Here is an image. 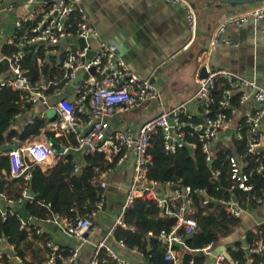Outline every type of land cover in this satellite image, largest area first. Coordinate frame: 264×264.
Segmentation results:
<instances>
[{"label": "crops", "instance_id": "1", "mask_svg": "<svg viewBox=\"0 0 264 264\" xmlns=\"http://www.w3.org/2000/svg\"><path fill=\"white\" fill-rule=\"evenodd\" d=\"M22 1L23 0H13L15 7L8 16L5 17L0 15V30L5 28V25L12 19L26 17L28 15ZM188 1L194 7L197 19L196 23H200L199 28H196L193 32H191L187 26L184 9L180 5L171 3L168 0L76 1L85 11L89 24L97 31L99 40L115 42L119 48L120 54L133 72L149 80L154 79V82H151L159 95V98L147 99L136 107L122 111L119 110L115 114L109 116L107 121L111 131L121 130L127 127L136 130L150 117L163 110H169L179 103H184L188 113L194 115L196 120L201 118L202 104L200 100L194 96L198 88V73L203 65H206L207 68L228 69L264 87V17L258 20H249L241 25H229L226 27L220 39L217 41L214 39L215 29L223 18L233 14H239L245 8L253 4L229 5L209 1L208 3L206 0ZM36 5L41 6L40 0H36ZM205 10L206 14L204 13ZM74 14L76 13L72 14V18ZM31 18L30 21L36 20L33 16ZM31 28L29 31H31ZM3 32L4 35L0 38V53L5 54L3 53V47L8 45H5L4 37L8 36L9 33L6 30H3ZM88 42L91 48H95L98 44V40L92 38L88 39ZM29 46L26 45L23 49L26 51L28 48H33L32 45ZM65 46L75 49L80 46V43L75 36H70L62 39L55 47L58 51H61ZM49 48H52V46ZM40 51L42 52L43 58L46 59V68H44L45 65L42 70L39 68L40 78L35 80L36 82L31 81L34 84V88L37 89L47 86L45 90L46 101L22 102L18 99L21 108L24 110L15 115L11 122V129L21 132L25 126L33 123V120L36 118L43 120L45 124L39 128V133L37 135L28 137L23 141L18 138H14L13 140H18V147L34 142H42L51 146L56 152L62 149H66L67 152L72 150L74 152V164L71 174H76V172H80L85 166L87 162L85 159L86 155H94L99 152L89 153L85 150L77 149L76 141L72 134L54 136L53 132L47 128V124L58 115L56 104L59 97L55 94L54 89L56 86H61L63 81L59 83L54 75L56 74L59 76L61 74L60 58L62 55L60 53L46 55L45 51L43 52L41 48ZM25 67L27 68L26 65ZM27 69L29 70V68ZM225 84H227L226 81ZM242 91H244V89H242ZM64 95H68L69 99L72 101L75 100L72 94V87H66ZM257 106L258 103L254 101H246L243 105L237 103V105H235L237 108L236 113L233 117L231 126L228 128L233 129V126L243 121V115L246 110ZM50 108L56 109L54 117H49L46 114L47 110ZM260 130L264 133V117L262 118ZM233 131L229 134H225L224 130L214 141L215 153L217 147L220 145H230L233 138ZM192 137H194L193 140L186 139L190 142H196L197 148L200 145L199 141L195 136ZM161 143L163 146L162 137ZM215 145H217L216 148ZM184 147H187L190 152H193L195 149L190 146ZM102 154L108 161H114V164L104 169L95 167V174L88 181L91 186L98 189L91 184V179L97 176L100 177L101 172L105 170H110L106 174V177H104L105 187L101 188L99 191L103 192L104 195L103 206L97 211L95 216L91 217L92 225L90 229L85 232V240L80 241L79 238L69 234L65 229V221L67 219H73L76 216L87 215V213L91 211L88 210L83 214L76 213L77 215L74 217H68L51 211V215L45 219L31 216L28 212L29 218L24 222L18 212V208L25 199H27V202L31 201L32 195L27 196L28 192L23 189L22 195L23 192H25V199L21 200V202H15L12 198H7L0 192V216L4 219L10 214L3 216V211L11 209L13 213L17 214L22 225H25V230L27 232V237L20 246L23 256H17L14 245L8 244L6 239L2 237L0 239V257L3 254L7 255L11 258L12 264H42L47 254L45 240L51 239L66 248L68 252H77V255L73 257V259L65 258L61 260L60 264H89L95 253L97 244L104 241L107 246L112 248L116 256L124 261L123 263L117 261V264H147V262L152 264L150 259L145 257L137 246L127 247L124 242L121 244L119 241L122 240L115 237V229L111 230L112 224L119 213L120 206L124 201L129 184L133 178L134 153L131 149H123L121 151V156L123 155V162L121 164H117L116 160L118 159L109 160L104 153ZM8 156L10 171L1 169L0 172L2 174H8L6 178L10 179L18 175L11 173V158L10 155ZM58 157L59 155L56 154L47 157L44 162L31 163L29 168L30 175L31 169L35 165L39 166L42 171L53 168L57 164ZM214 159L215 157L211 160L206 159L208 163L212 161L210 165L208 164L209 166H212ZM240 159L242 160V158ZM23 178L26 181L30 179ZM166 182L161 183V185L153 186L152 192L156 196L168 200L167 205L170 207L171 212L167 213L165 205L162 206L158 204L155 197L142 195L138 197L153 199L159 207L160 215L174 217L175 223L172 228L178 223L180 216H190L195 219L194 214L196 211L191 199L185 210L181 208L184 204L185 187L188 186H180L173 182H171L172 184H166ZM154 188L157 189L154 190ZM181 188H183V190ZM230 189L233 188L230 187ZM177 191L180 192L181 196L173 200L170 199L176 196ZM197 191L203 192L201 190ZM263 191L264 186L260 194H262ZM253 196L257 195L251 196L253 203H246L245 205H242L235 197L228 199H232L235 202V206L240 209V215L238 217L228 212L225 203L227 200L219 201L220 204H215L223 205L231 216L238 218L239 223L231 232L222 236L216 244H207L212 247L209 251L203 250V247L200 249L189 247L186 244V239H188L186 238L187 233L181 230L182 232L180 231L179 238L172 242L171 248L177 252L182 263L188 264V262L192 260L194 264L195 257L198 255L202 257L200 264H208L210 262L208 258L209 252L217 246H224L226 249L225 251L220 250L223 252V262L227 260L234 263L231 256H229V259L226 257V252L229 254L228 248L233 247L234 244L239 242L241 248L246 251L250 246L247 242L246 233L250 230L255 231V233L257 232V237L251 243L264 235V230H261V227L264 226V224H261L264 208L262 204L253 200ZM97 201H95L90 210L95 209ZM213 201L216 202L218 200ZM123 227L131 231L136 229L135 225L127 223H125ZM197 229L198 228L193 232L197 231ZM38 230L42 232L38 233ZM161 241L163 242L162 246H165L167 251V242L162 239ZM6 246H9L15 252V257H10L8 254L1 251V249ZM148 249H150V247H148ZM199 250H202L203 253H199ZM166 251L164 252V259L170 261L165 258ZM185 255H188V259L185 258ZM251 261L252 258H249L247 263ZM94 264H98V262Z\"/></svg>", "mask_w": 264, "mask_h": 264}, {"label": "built area", "instance_id": "2", "mask_svg": "<svg viewBox=\"0 0 264 264\" xmlns=\"http://www.w3.org/2000/svg\"><path fill=\"white\" fill-rule=\"evenodd\" d=\"M76 1L51 0L47 2L40 0L41 6L36 5V0L22 1L28 15L12 19L5 25V28L0 30V38L4 35L3 30L9 33L8 36L4 37L5 45H16L15 50L11 53H0V63L3 65L4 59L8 63L0 76V88L6 86L17 91L19 100L22 102H45L47 86L39 89L34 88V84L27 74L28 69L24 65L26 55L23 48L26 45H32L33 52L41 48L46 55L51 53L62 55L60 70L63 83L54 89L55 94L59 97L56 104L58 115L47 124V128L53 132L54 136L72 134L77 149L89 153H104L109 160L118 159L116 160L117 164L123 162V155L121 156L123 149H131L134 153L133 178L111 230L117 226L125 225L124 215L133 200L139 195L155 197L158 204L165 205L167 213L171 212L167 205L168 200L156 196L152 192L153 186L161 185V183L154 179H148L146 176L148 164L151 162L148 148L152 137L155 134H160L163 141L162 151L175 153L184 146L196 148V142H190L186 139L187 135L195 136L201 145L205 158L211 160L216 154L214 141L231 126L236 113L237 108L232 105L234 94H238V104L243 105L246 101L258 103L257 107L245 111L242 122L233 126L232 136L241 139L243 138V129H246L247 147L245 153L256 156V172H263L264 176V133L260 130L264 117V87L225 68H207V75L197 81L198 88L194 97L198 98L202 104L201 118L194 121V115L188 113L185 104L179 103L169 110H163L150 117L136 130L127 127L111 131L107 121L109 116L119 110L136 107L147 99L159 98V95L151 80L130 69L115 42L99 40L97 31L89 24L85 11ZM168 1L178 4L184 9L189 30L195 31L197 19L191 3L188 0ZM14 7L13 0H0V15L7 17ZM73 13L77 14V18L71 27L70 21ZM32 16L36 18V23L31 28L32 34L24 33L18 36L17 32L23 28V22L30 20ZM263 17L264 0L253 3L239 14L223 18L215 29L214 39L216 41L220 39L229 25H241L249 20H258ZM70 36H75L77 39L83 38L84 46L75 49L65 46L61 51H58L55 46L62 39ZM90 38L98 40L95 48L90 47L88 42ZM50 46L52 48H49ZM90 51L93 52L91 56L88 55ZM45 63L46 59L43 57L37 58V65L41 70ZM91 67L94 69L93 72L90 71ZM219 77L223 78L227 84L222 89L220 98L215 100L212 90L214 81ZM66 87H72V94L78 100L76 105L73 104L68 95H64ZM65 151L66 149H62L56 152L51 146L42 142L20 146L8 152L11 158V173L23 175L29 179L31 163L44 162L47 157L60 155ZM226 157L231 167V188L250 191L252 185L248 182V174L243 172L238 158L233 155ZM109 171L108 169L101 172L100 177H93L91 184L99 189L104 188L106 185L104 177ZM219 172L218 168H214L212 170L213 178H217ZM166 184L172 183L166 182ZM188 192H190V188L185 187L184 204L181 206L184 210L190 203V198L187 196ZM99 195L95 209L87 215L76 216L65 221L66 231L79 238L80 241L85 240V232L92 225L91 217L95 216L103 206V192H99ZM23 196H25V192H23ZM180 196V192L177 191L176 196L170 199L173 200ZM208 199L205 196L204 203ZM253 200L262 204L264 208V191L260 195L253 196ZM225 203L228 208L226 209L231 215L236 217L240 215V209L235 206L232 199L225 201ZM12 213L13 211L9 209L3 211L2 215L6 216ZM261 224H264V213ZM196 228L197 223L193 217L180 216L178 223L169 232L161 231L159 237L168 244L165 258L172 260L174 264H183L177 252L171 248L172 242L179 238L181 230L188 234ZM37 232L41 233L42 231L38 230ZM119 242L123 244V241ZM45 245L47 254L42 264H60L61 260L73 259L77 255L76 251L68 252L66 248L51 239H46ZM211 248L210 245H207L202 249L209 251ZM100 249H104L119 263L124 262L116 256L111 247L101 241L97 244L89 264L98 262L97 255ZM65 250L68 252L67 254H64ZM248 251L263 256V261L259 264H264V235L251 243ZM223 259V252L220 251L215 255L213 264H221ZM188 264H193V261H189Z\"/></svg>", "mask_w": 264, "mask_h": 264}, {"label": "trees", "instance_id": "3", "mask_svg": "<svg viewBox=\"0 0 264 264\" xmlns=\"http://www.w3.org/2000/svg\"><path fill=\"white\" fill-rule=\"evenodd\" d=\"M206 2L208 1L206 0ZM76 18L77 14H74L70 21L71 27ZM35 22L36 20L23 22L24 29L19 30L17 35H23L24 32L31 35L32 32L29 30ZM15 48L16 45L3 47V53L9 54ZM25 55L24 63L29 68L27 74L33 82H36L35 80L40 78L36 61L38 57H43L42 52L40 50L33 52L32 49H27ZM44 68H46V65ZM2 74L3 65L0 63V76ZM55 77L59 83H62L61 74L59 76L55 74ZM225 86L223 78L219 77L214 81L212 94L215 100L220 98L221 91ZM18 99L17 91L6 86L0 88V145L10 142L14 138L23 141L28 137L35 136L39 133V128L45 124L43 120L36 118L33 123L25 126L21 132L11 129V122L15 115L24 110L21 108ZM77 101L75 97L72 102L76 105ZM237 103L238 94H234L232 105L235 106ZM194 120L196 119L194 118ZM242 134L243 138L241 139L232 136L230 145L217 147L212 166L208 165L200 145L193 152H190L187 147H183L175 153L165 154L162 152L160 135L157 134L151 139V146L148 148L151 162L148 164L147 178L160 183L171 181L174 184L190 188L187 196L195 207L194 217L198 228L190 238L186 239V244L191 248L200 249L210 243L216 244L222 236L231 232L239 223L238 218L231 216L223 205H215L213 200L225 201L235 197L242 205L253 203L251 196L259 195L264 186L263 172H256V156L245 153L247 147L245 128ZM187 138L194 139L189 135H187ZM217 145H215V148ZM8 155L7 152L0 153V171L1 169L10 171ZM227 155L238 158L243 172L248 174V182L252 185L250 191L240 188L230 189L231 167ZM73 158L74 152L69 150L59 155L57 164L47 171H42L39 166L35 165L31 169V176L28 181L23 178V175L8 179L6 178L8 174L0 172V192L7 198H12L15 202H21L25 199L22 195V191L25 189L26 192L32 195V200L26 204L28 212L31 216L43 219L49 217L51 211L68 217L83 214L88 210L91 211L90 209L95 201L99 200L100 195L98 192L100 189L91 186L88 181L95 174V167L104 169L113 165L114 161H108L102 153L86 155L87 162L82 170L76 172V174H71L74 164ZM214 168L220 170L218 178L212 176L211 170ZM206 195L209 200L204 203ZM124 221L127 224L135 225L136 229L131 231L123 226H117L115 228L117 239L122 240L127 247L137 246L144 256L150 259L152 264H174L171 260L164 259L166 247L162 246L163 242L159 238V234L161 231L169 232L175 223V218L160 215L156 201L148 197H136L128 207L124 215ZM261 230H264V226L261 227ZM2 237L6 239L8 244L14 245L17 256H23L20 246L24 243L27 232L25 225H22L16 213L7 215L4 219L0 216V239ZM246 237L247 242L251 244L257 237V232L250 230L246 233ZM240 245L237 242L233 247L228 248L234 263L226 260L221 264L262 263L263 256L246 252ZM67 253L65 250L64 254ZM185 258L188 259V255H185ZM249 258H252V261L247 263ZM97 260L98 264H117V261L112 259L104 249L99 250ZM201 260L202 257L197 255L194 264H200ZM0 264H12L11 258L3 254L0 257Z\"/></svg>", "mask_w": 264, "mask_h": 264}, {"label": "water", "instance_id": "4", "mask_svg": "<svg viewBox=\"0 0 264 264\" xmlns=\"http://www.w3.org/2000/svg\"><path fill=\"white\" fill-rule=\"evenodd\" d=\"M44 1L49 2L51 0H44ZM207 1H209V2H219V3H224V4H233V5H245V4L256 3V2H259V1H263V0H207ZM204 13L206 14V10L204 11ZM199 26H200V23L197 22L196 23V28L198 29ZM78 41H79L81 47L84 46L85 41H84L83 38H79ZM92 53L93 52L90 51V53L88 55L91 56ZM7 65H8L7 60L4 59L3 60V69H6ZM90 71L91 72L94 71L93 67L90 68ZM198 75H199V78H203V77H205L207 75V66L206 65L201 66ZM151 81L154 82V79H151ZM46 114L49 117H54L55 114H56V109L50 108V109L47 110ZM232 131H233V129L227 128L225 130V134H229ZM18 143H19L18 140H13L12 142L1 144L0 145V153L1 152H7L8 153L9 151L17 149ZM211 162L212 161H209L208 164L210 165ZM181 189L183 190V188H181ZM30 195H31L30 193H27V196H30ZM26 203H27V199H25L22 202L21 206L18 208V212H19V214H20V216H21V218H22V220L24 222H26L27 219L29 218V213H28V211L26 209ZM214 204H220V202L216 201V202H214ZM193 233L194 232L188 233L186 235V238L191 237L193 235ZM220 250L225 251L226 249H225L224 246H217V247L213 248L209 252L208 258H209L210 262L208 264H213V258L217 254V252L220 251ZM1 251L3 253L8 254L10 257H15V255H16L15 252L9 246L4 247L3 249H1ZM198 252L199 253H203L202 250H199ZM246 252H248V249H246ZM229 256L230 255L226 252V257L228 259H229ZM147 264H149V262H147Z\"/></svg>", "mask_w": 264, "mask_h": 264}, {"label": "rangeland", "instance_id": "5", "mask_svg": "<svg viewBox=\"0 0 264 264\" xmlns=\"http://www.w3.org/2000/svg\"><path fill=\"white\" fill-rule=\"evenodd\" d=\"M157 188H154V190H156ZM209 200V199H208Z\"/></svg>", "mask_w": 264, "mask_h": 264}, {"label": "bare ground", "instance_id": "6", "mask_svg": "<svg viewBox=\"0 0 264 264\" xmlns=\"http://www.w3.org/2000/svg\"><path fill=\"white\" fill-rule=\"evenodd\" d=\"M53 149V148H52Z\"/></svg>", "mask_w": 264, "mask_h": 264}]
</instances>
